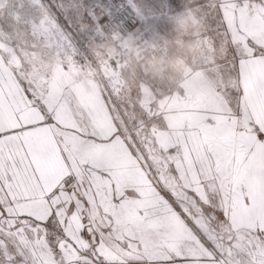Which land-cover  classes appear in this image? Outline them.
<instances>
[{"label": "snow or ice", "instance_id": "snow-or-ice-1", "mask_svg": "<svg viewBox=\"0 0 264 264\" xmlns=\"http://www.w3.org/2000/svg\"><path fill=\"white\" fill-rule=\"evenodd\" d=\"M188 2L197 54L160 90L84 54L45 0H0V264H264V0Z\"/></svg>", "mask_w": 264, "mask_h": 264}, {"label": "rangeland", "instance_id": "rangeland-1", "mask_svg": "<svg viewBox=\"0 0 264 264\" xmlns=\"http://www.w3.org/2000/svg\"><path fill=\"white\" fill-rule=\"evenodd\" d=\"M121 4L132 5L141 16V23L134 34L135 47L132 49V53L126 59L130 65L136 68L138 71H146L148 74L145 78L155 84L160 90L168 89L173 87V84H168L166 81H161L157 77H153L147 70L145 65L147 60H151L153 57L160 56L157 53V47L154 39H157L161 46H163L168 40H170L175 34L176 29L172 22V17L182 14L189 6L188 0H117ZM45 2L51 7V11L56 15L59 23L66 27L67 30L73 37V41L78 48L81 45V51L90 55L91 52L98 56H109L110 47L106 43L97 44L94 36L89 32H82L79 30L75 21L76 13L72 10L61 11L58 5H69L72 0H45ZM84 6L89 9L93 8H105L106 0H83ZM8 8L4 9V15L7 16ZM38 15V14H37ZM172 29L174 32L168 31ZM170 33H168V32ZM149 32L152 37L151 39L145 38L144 33ZM172 34V35H170ZM154 38V39H153ZM93 44V45H92ZM92 45V47H91ZM144 45H155L154 48L146 49ZM91 48V52H90ZM163 54L172 56L173 50H169L162 47ZM50 70V65L47 61L41 62L40 60H25L22 64H19L14 71L22 75L43 73ZM12 71L7 67L3 68L2 74L5 78L6 83H10L13 79Z\"/></svg>", "mask_w": 264, "mask_h": 264}, {"label": "clouds", "instance_id": "clouds-1", "mask_svg": "<svg viewBox=\"0 0 264 264\" xmlns=\"http://www.w3.org/2000/svg\"><path fill=\"white\" fill-rule=\"evenodd\" d=\"M172 22L176 34L162 47L173 50L174 54L153 57L151 60H147L145 65H142L151 75L168 84L183 79L184 74L190 70L187 60L197 54V43L194 38L197 28L190 16L179 14L172 17ZM127 46L133 50L138 47L134 40L127 43Z\"/></svg>", "mask_w": 264, "mask_h": 264}, {"label": "built area", "instance_id": "built-area-1", "mask_svg": "<svg viewBox=\"0 0 264 264\" xmlns=\"http://www.w3.org/2000/svg\"><path fill=\"white\" fill-rule=\"evenodd\" d=\"M105 9H107L109 20L112 22L108 26L109 33L107 34L110 35L113 26L114 32L103 43H106L110 47L109 56L118 54L127 58L132 53V49L127 44L123 48H120V40L117 39L116 31L119 29L123 35H131L134 38V34L141 23V16L132 5L121 4L117 0H106ZM143 36L147 39H151L152 37L149 32L144 33ZM154 41L157 53L161 55L163 53L162 46L157 39H154Z\"/></svg>", "mask_w": 264, "mask_h": 264}, {"label": "crops", "instance_id": "crops-1", "mask_svg": "<svg viewBox=\"0 0 264 264\" xmlns=\"http://www.w3.org/2000/svg\"><path fill=\"white\" fill-rule=\"evenodd\" d=\"M168 31H170V32H174V31H173L172 29H170V28L168 29ZM168 31H167V32H168ZM170 32H168V33H170ZM170 35H172V34H170Z\"/></svg>", "mask_w": 264, "mask_h": 264}]
</instances>
